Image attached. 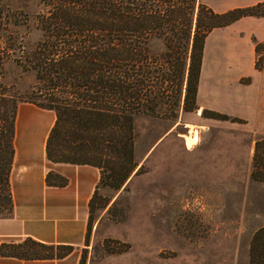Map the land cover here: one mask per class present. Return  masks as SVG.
<instances>
[{"label": "trees", "instance_id": "16d2710c", "mask_svg": "<svg viewBox=\"0 0 264 264\" xmlns=\"http://www.w3.org/2000/svg\"><path fill=\"white\" fill-rule=\"evenodd\" d=\"M25 2L35 3L38 9L33 14L22 13V23V15L11 10L9 15L0 0V61L10 51L37 79L36 87L21 98L2 91L0 82V216L14 209L10 171L15 124L19 102L29 101L56 112L46 145L49 160L100 168V181L90 199L87 240L99 184L120 188L139 170L135 117L142 112H165L163 108L171 102L175 109L198 108L206 35L244 15H263L264 2L223 12L200 0ZM21 24H27L29 31L37 30L39 36L29 42L13 36L12 27ZM9 26L10 45L4 46L1 42ZM155 38L166 46L163 51L153 50ZM256 53V67L262 69L264 41H256ZM202 113L243 121L206 108ZM251 177L264 181V135L254 142ZM47 183L64 186L68 178L49 170ZM73 249V244L33 236L0 244V254L21 258H59ZM250 264H264V225L252 237Z\"/></svg>", "mask_w": 264, "mask_h": 264}, {"label": "rangeland", "instance_id": "374dc122", "mask_svg": "<svg viewBox=\"0 0 264 264\" xmlns=\"http://www.w3.org/2000/svg\"><path fill=\"white\" fill-rule=\"evenodd\" d=\"M4 2L9 15L38 9L25 0ZM12 29L27 42L39 36L27 24ZM3 39L10 45V26ZM152 46L166 48L158 38ZM4 55L2 91L26 97L36 87L35 73L10 51ZM163 109L135 117L138 172L120 188L99 184L80 264H250L252 237L264 225V181L251 177L259 135L244 119L196 121L198 109H175L173 102ZM188 136L195 138L193 149Z\"/></svg>", "mask_w": 264, "mask_h": 264}, {"label": "crops", "instance_id": "0c3cea01", "mask_svg": "<svg viewBox=\"0 0 264 264\" xmlns=\"http://www.w3.org/2000/svg\"><path fill=\"white\" fill-rule=\"evenodd\" d=\"M200 1L218 12L264 2ZM256 41H264V14L244 15L208 32L198 85L196 121L220 119L200 114L204 108L211 109L242 118L247 126L254 128L256 135H264V68L256 67ZM26 108L29 112H24ZM55 119L54 109L29 101L18 104L10 171L14 209L12 213L0 216V244L33 236L46 242L73 244L74 249L59 258L0 254V264L81 262V246L88 233L90 199L101 173L96 165L48 159L47 139ZM186 138L187 147L195 148H192L195 138ZM49 170L66 176L68 183L64 186L48 184ZM65 200L70 202L66 204Z\"/></svg>", "mask_w": 264, "mask_h": 264}]
</instances>
